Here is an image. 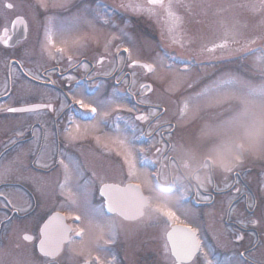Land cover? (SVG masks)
<instances>
[{
    "label": "rangeland",
    "instance_id": "obj_1",
    "mask_svg": "<svg viewBox=\"0 0 264 264\" xmlns=\"http://www.w3.org/2000/svg\"><path fill=\"white\" fill-rule=\"evenodd\" d=\"M5 1H9L13 5L11 14L22 15L26 19L28 22V33L26 38L19 42L15 49H5L0 45V95L7 87L6 61L9 54H14L16 56V53L21 52L22 55L20 58L23 60L22 62L25 67H41L42 69L45 67V64L43 61H40V58L44 60L47 59V51L50 49L51 45L61 46L65 50L73 52L72 54H76V56H78V53L81 51L87 52L90 55L95 50L103 55L109 56L110 62L103 65L99 70L102 74H104V72L109 74L113 71V67L117 60L121 62L123 59L122 54L127 53L124 50L128 49L129 57L149 62L154 67V71L148 76L150 80L147 78L148 81L153 84V92L148 97L143 96L141 100L145 103L149 101L154 102L156 105L159 104L158 111L161 113L168 111L163 114L162 118H167L172 114V118L179 119H171L178 127H183L179 132V136H177L178 139L182 140L185 138L184 140H186V142L183 144L187 145L189 141H191L192 145L195 146V140H201L202 142L207 135L212 138L214 134H217L215 140L222 139V144H224L226 138L224 134L219 131L220 126L224 121L231 119L242 111L244 107L242 102L244 94L240 91L238 85L232 81L231 77H239L254 86L264 83V51H261L264 45L240 58H235L233 55V57H230L231 61L224 62L223 64L212 63L213 65H198L184 58L183 60L176 58L177 51L184 55H187V51L181 46L176 48L173 47L172 43L166 41L162 37H159L157 40L151 38L156 34V31L153 30L150 25L146 31L142 30L143 27L137 22L139 20H129L128 17L131 19L133 16L127 13L122 17L116 15L113 7L108 5L104 0H100L99 4H97L95 0H45V3L48 5L47 8L40 6V0H0V17L3 22L4 19L7 18L6 12H10V10L4 6ZM190 3H192L190 0H186L185 5L188 6ZM194 3L191 9H186L188 12L187 14L193 15V19L186 21L182 28L174 26L173 22H171L172 29L170 28L168 36L170 40L174 38L176 42L185 43L187 46H189V43L195 44V48H201L202 53L204 47L212 40L217 41L223 39L224 37L217 38V36L221 34L235 36L237 38L244 37L251 26V28L256 31L254 34L259 33L263 35L261 29L264 16L257 12L251 17L250 10L236 7V5L248 3V0H194ZM222 3L225 4V7L226 3L228 6L225 8ZM210 5H218L216 9H221V7L225 9L215 10L211 13L212 15L208 14L207 11V15L199 16L202 9L204 10V7ZM103 7H105L106 10H103ZM176 7L179 9L178 6ZM181 8L183 9V6ZM172 10L174 9L172 8ZM195 12H197V14ZM105 20H107V23H104ZM181 30H183L185 34L182 33ZM46 33L51 35L54 43H48ZM186 34H191L189 37H193V40L190 41ZM108 41L111 43L108 52H105V44ZM193 41H195V43ZM167 44H169L171 48H167L169 50H162L161 47L166 49ZM114 48L116 51L119 49L118 52H121L117 59L112 51ZM65 55L66 54L62 55V57L65 58ZM89 77H92V74H89ZM25 84H27L25 80H13V88L19 87V89H22ZM43 89L49 90L42 86V94L44 93ZM120 89H122L121 86ZM201 93L202 95H199ZM113 95L112 90L106 87L104 89V85H99L97 91L94 94H90L88 99L92 100L94 98L93 101L99 103V111L104 114L105 112L111 111L112 104L107 108H102L100 106L101 101L112 98L113 100L120 99L124 102L125 97L121 96L120 98H115ZM227 97L231 98L227 99L226 103L217 104L215 102L217 98ZM11 99L12 98L7 102L1 101L0 107L5 108L7 104L11 103ZM17 100L18 96H15L14 101L16 102ZM116 103L117 101L115 100L114 104ZM259 104L260 101L257 100L255 104L249 106L250 110L259 112ZM185 105H187V109H185ZM116 107V110H126L127 108L124 103L116 105ZM205 108H207V111ZM153 111H155V109L148 110V114L152 116L151 113ZM178 111H183L181 112L182 114L180 113L181 116H178ZM1 112L2 111H0V148L4 147V151L7 152L16 144L9 143L11 139H15L12 137L11 133V130L12 132L14 131V127L10 126L7 129L6 126L12 124V118L3 117ZM207 113L211 114L213 118L208 116ZM20 117L23 119L25 115H21ZM209 120H211V123H208L210 125L207 126L204 121L208 122ZM79 125L82 127V123H79ZM113 132L115 135L109 133L103 135L104 139L109 142L102 150L103 156L99 155L100 163H103L104 170L102 173L99 172L96 180L90 181V187L102 181L103 178L106 181H112L109 180L112 176H107V174H109V165H112L114 171H117L119 174L117 176L121 175L123 176L121 178L125 176L128 178V166L124 162L123 157L117 155V150L123 152L124 148L116 143V141H124L125 136L120 129H115ZM220 134H222V136H219ZM231 135L234 140L242 139L240 133H232ZM210 140L212 141L210 146L217 145V149L214 150L216 153V150H218L222 144L218 146L220 141L216 144L215 140V142L212 139ZM206 141H208V139ZM244 143L247 145V141H244ZM189 145L191 144L189 143ZM175 146H178V144H175ZM188 146L185 147L184 145L181 148H173L172 151L177 154L178 151L183 150V153L187 152L189 154L188 158L192 156L195 162L196 156H194V154L196 152L191 151ZM129 149H131L132 156L136 163L139 175L138 179L142 183L145 184L150 176V172L155 170L161 183L174 182L183 187L181 190L179 189L169 196L151 195L149 207L153 209L157 208V212L160 215L161 213L158 209H171L178 217V219L174 221L188 223L193 228L197 229L198 235L204 240L202 244L206 245L204 251L209 255L211 244L204 239V236L206 234V229L208 227L214 229L216 222L213 224L211 223L212 220H215L214 217L212 220L209 217L210 208L196 206L195 197L189 194L190 191L193 193L195 192V180L182 172V170H185V167L181 164L182 159L178 158L177 160L175 157L176 155L171 154L169 157L173 158L171 161H166L165 166L160 164V166L156 167L151 163H144L142 159V157H145V153L149 152L150 146L137 144ZM39 150H41L40 156L37 159L39 160V164L44 161V164L50 165V167L44 169V174L40 173L37 167L38 163L31 161L25 164L26 155H28V153H26L27 151H23L22 148L20 150L15 149V155L9 157L5 155L0 156V158H2L0 159V164L8 166L11 161L19 158L23 161V165H12V171L4 178L0 179V183L14 173L15 177L20 179L25 189L33 188L42 190V194L45 197L44 201H42L43 206L48 210L52 207L56 208L57 206V209H62L68 214L78 213L81 216V220L76 226L83 230L81 241L90 242L93 239L101 237L102 234L106 236L108 228L104 221H102L94 211L90 210L79 201L78 196L82 194V191L88 188L86 185L80 187L79 185H75V183L82 178L80 173L87 170V168L75 161V165H73L76 172V174H74L75 182H69L68 174L64 167L60 170H55V166L59 164V161L61 159L64 160L66 152L47 144H39L37 146V156ZM90 151L92 150H89V152ZM205 151H203V153ZM0 154H2V150ZM180 156L182 157V155ZM64 164L69 166V168L71 167L70 160L69 165L66 160ZM90 167L93 170L96 169L95 165L91 166L90 164ZM49 168L53 169L49 171ZM248 168H250L248 173L243 174V170ZM27 173L28 178L26 179ZM240 175H242L249 186L256 191H260H258L260 196L264 194L262 193V189H264V130H262L257 137L253 152L250 154L246 153L243 157V163L237 165L234 169V177L238 178ZM30 176H36L35 178H38L39 181H30ZM122 180L123 179H119L118 181L121 183ZM191 180H193L194 184L191 183ZM39 182L42 185H40ZM61 185H63V188H61ZM13 193H17V191L11 192L7 198L11 201L10 206H12V208H18L17 206H20L23 201L18 195H12ZM30 194L33 196V192H30ZM38 195L39 193L37 191L36 198H39ZM23 196L26 195L23 194ZM66 196L72 197L71 200L66 201ZM60 199L63 202H67V204L63 205ZM259 199L262 201V204H264V197H259ZM0 204H2L1 200ZM13 205L15 207H13ZM43 214L46 213L41 211L37 216V220H40ZM1 218H3L2 213H0V219ZM164 220H166V218H164ZM31 222L32 220L27 219V226ZM153 223L156 224L157 220H153ZM18 227L19 226H14L12 228L14 231L13 235L17 233ZM129 235L130 233L123 236L125 242L126 237ZM12 246V244H9L8 248L10 249ZM5 247H7V245H4L1 252H4ZM21 251H19L18 254ZM153 251L155 252V249ZM145 252L142 243L137 250L133 251L138 258L143 257ZM11 264H13V262Z\"/></svg>",
    "mask_w": 264,
    "mask_h": 264
},
{
    "label": "flooded vegetation",
    "instance_id": "obj_2",
    "mask_svg": "<svg viewBox=\"0 0 264 264\" xmlns=\"http://www.w3.org/2000/svg\"><path fill=\"white\" fill-rule=\"evenodd\" d=\"M6 15L7 18L4 19V22L0 17V32L3 29L9 28L11 20L15 16H12L10 12H6ZM8 16H10V18ZM84 53L85 52L81 51V55L76 56V59H74L75 57L73 56H68L66 60L60 58V56L55 53L52 56L53 59H51V65L49 67H46L43 70L34 69L33 71H30L31 73L40 75L42 78L46 79L43 81L41 79L33 80L31 75H28L30 81H32L35 86H38V88H36V91L34 92L32 102H51L53 108L57 110H42L38 113H31L36 114L33 116V124L31 125L30 129L24 130L25 133L30 132L31 135L23 138L22 140H19L17 143L28 144V147H33V149H37V146L39 144H47L60 149H69L71 150V156L69 155L70 160L76 161L86 168H88L90 164L91 166L95 165V170L98 171L97 173H92V178H95V176L98 175L99 172L102 173V169L100 170L97 167L99 165L97 157L79 156L86 155L87 150L89 149H100L105 147L106 141L103 137L105 132L99 125V117L95 116L92 120L85 122V124L82 125L80 132L77 133L75 131L73 122H75V124H78L79 120L77 116L71 113L69 108L71 105H76L80 108V105L76 103L75 100L83 99L84 94L86 93V88H88L86 87L87 81H89L90 79H94L99 83L101 80L107 81L109 80V78H113L117 74V72H115L114 69L110 76H104L103 74H100L99 70L101 69V67L104 64L109 63L110 61L106 60L105 62H103V64H99L96 60L99 57L98 53L94 52L93 54H91L92 56L88 54L85 55ZM69 57H71V61L69 60ZM83 64L88 65L87 69L82 66ZM17 65H19V62ZM130 68L131 67H129V62H126L122 67V69L124 70V74L121 78H119V81L125 80L129 86L137 81V77L132 76ZM17 70H19L17 71L18 75L25 76V72L23 71V74L19 66H17ZM92 71L95 72L94 76H86ZM68 77H71V79H68ZM52 81H55V83H52ZM113 83L114 85L117 84L116 81H113ZM6 85L8 98L11 95L13 87L10 81H7ZM42 85L49 88V90L43 94L40 92L39 88V86ZM140 88L142 87L140 86ZM129 90L132 89L129 87ZM14 94H17L20 100L25 101L26 96L24 90H21L19 89V87H17ZM74 94L75 99H73ZM130 100V107L136 110L139 105L142 106V108L143 106H145V104L138 102L136 94H130ZM26 103H15L13 106L21 104L23 105ZM61 103H65V107L62 110H60ZM136 114L137 112H134L131 113L130 116L135 119ZM148 117L149 119L147 121H140L142 124H144L141 131L143 135L148 138V143L153 144V147L156 150L161 148L170 149L172 145L176 143V141L171 140L173 131L170 130V122L168 120H158L159 116L157 115ZM128 119H130L129 116H127L125 119L127 123ZM135 121L137 122V120ZM66 123H68V125ZM117 123L120 124L121 122L116 121V124ZM17 126L19 128L22 125ZM24 127L25 126L23 124L22 128ZM68 129H72L73 133L81 138L70 140L67 136ZM33 132L35 134H32ZM137 133L138 132L136 128H134L133 132H129L126 129V140H124V142L135 143ZM97 137H99V142H97ZM38 158L31 161L36 162ZM205 164H208L209 166L206 167L203 172L202 167L198 168L197 174H199V178L200 176L201 178H203L201 179L202 181H206L208 177H210L212 180L213 187L210 188L207 192V194L211 197L209 202H211L215 207L213 212L215 213L214 219L216 222V226L212 239L215 241V243L226 241V243L231 242V244H236L235 248L240 249L239 254L241 252L247 254L248 252L252 251L253 253L264 255V227L258 228L257 226L255 228H252L250 226L248 228H244L241 224L237 223L238 220L245 217L254 218L253 216H251L252 212L247 207L249 194L247 193L246 189H242L239 193L235 191V187L225 189L223 184L225 177H227L228 184L234 185V180L231 176L232 173L223 172L218 164L212 165L211 161L207 160V157L203 159V165ZM35 177L36 176H30L29 179H31V181L38 180V178ZM217 182H219V188L214 187ZM242 184L244 185V181H242ZM12 189H17L20 193H23L26 196H32L30 192H33L31 201L35 206H40L39 202H41V200L38 201V199L36 198L37 191L40 198L44 197V195L42 194V190L33 188L25 189L21 182H18L16 184L10 183L8 190ZM201 192L205 194L203 190H201ZM87 194L88 195H86V202L88 203L89 208L96 213L95 209L101 207V204L99 203L100 195L98 194V189L97 191H89L87 192ZM230 201L233 202L232 212H229L228 209V202ZM158 214L159 213L157 212V214L155 215L156 219L160 218L161 222H164V217L162 215L159 216ZM97 216L99 217L100 215L97 214ZM234 216H236L237 221H234ZM142 218L135 222L136 225L134 228V237L144 245L146 251L145 254H147L148 257L140 258L139 260L129 259L127 258L128 255L133 256L136 254H123L120 247L117 248V251L115 253H106L103 242L100 241V239H96V242L80 241L72 244L69 252L56 257L53 264H97V261L95 259L97 256L101 258L100 264H169L170 253L168 251L169 249L165 248L166 240L164 238L162 228L159 226L155 231L147 230L144 225L147 221H142ZM117 219L119 218L117 217L112 220L117 221ZM120 222L125 223L122 220H120ZM9 224L10 222L8 221L0 222V227L4 226L5 229L7 228L6 237L0 236V241L9 244L11 240L15 241L18 238L19 240H21L19 242L22 243V245L25 247L27 246V244H35L38 240L39 224H35L33 227L29 228L28 233L33 237L31 241H25L22 236H20V238L18 236L17 238L12 237ZM125 224L131 226L133 225V223ZM237 232L243 234V240H235L234 233ZM254 236L257 237V240L259 242L261 241L260 244L249 242V239L253 238ZM154 248L156 249V252H152ZM6 250H8V248ZM33 259L37 262V264H47L46 258L42 257L38 253H24L23 258H16V255L9 251L0 252V260L3 261V264H11L14 260L26 261Z\"/></svg>",
    "mask_w": 264,
    "mask_h": 264
},
{
    "label": "snow or ice",
    "instance_id": "obj_3",
    "mask_svg": "<svg viewBox=\"0 0 264 264\" xmlns=\"http://www.w3.org/2000/svg\"><path fill=\"white\" fill-rule=\"evenodd\" d=\"M149 5H159L161 8H165L170 16L174 19L179 20V17L175 16L172 12L173 3L172 0H167V4L165 0H149ZM40 6L47 8V3L45 0H40ZM7 8H12V4H7ZM123 7V5H122ZM189 9L191 5L186 6ZM236 7L247 8L248 10L252 11L253 13H264V0H249L248 3L236 5ZM151 11V9H149ZM19 23L23 24L25 28H27L26 21L23 19L18 20ZM15 23V22H14ZM107 23V20L104 21ZM46 39L48 43H54L52 40L51 35L46 33ZM173 42H176L173 38ZM254 42V41H253ZM0 43L8 46L10 44V38L8 36L7 29L4 30L3 35H0ZM110 41L106 42L105 44V52H108ZM47 46V45H45ZM229 47L227 41L224 43L215 45L212 48L206 49L209 52H215L217 48L220 49H227ZM59 52H64V48L58 49ZM119 49H117V52ZM125 52H129L128 49L124 50ZM264 51V48L261 49ZM71 61V57H69ZM103 59H99L97 63L103 64ZM18 64V62H16ZM139 63V62H136ZM21 69L23 68L22 64L18 65ZM85 69H87L88 65H82ZM135 66V64L133 65ZM141 67H144L149 72L154 71V67L149 64H141ZM13 64H9V68L11 69ZM26 75H31L33 80H40L42 77L37 74H33L31 72L25 73ZM71 79V77H68ZM232 81L236 83L243 92V104L244 107L242 111L239 112L238 115L232 117L229 120L223 122L220 126L219 131H221L225 136V143L220 146L218 150H216L215 155H209L207 157L208 161H211L212 165H217L223 170L225 173H232L237 165L243 163V157L246 153H252L255 147V142L257 141V137L264 130V83H261L258 86L251 85L247 81L242 80L239 77H231ZM55 83V81H52ZM119 83V81H117ZM146 87V85L141 86ZM199 95H202L199 94ZM227 98H217L215 101L217 104L226 103ZM73 99H75V94L73 95ZM259 100V112L251 111L250 105L255 104V102ZM76 103L80 105L81 108H87L90 110L92 114L97 113V108L93 107L90 103H86L85 100L79 99L75 100ZM115 101L112 98H107L100 102V106L102 108H107ZM65 107V103H61L60 110ZM185 109H187V105H185ZM42 110H51L56 111L57 109L53 108L51 103H40V104H31L28 106H21V107H7L3 108L0 107V111H6L8 113H38ZM153 116H156V112L153 111L151 113ZM104 115H108L107 112ZM140 121H147L149 119L148 115H140L137 117ZM75 131L77 133L80 132L81 125L75 124L73 122ZM232 133H240L242 135V139L234 140ZM25 135L24 129L19 127L15 130V136L17 138L23 137ZM67 136L70 140H76L81 137L75 135L72 129H68ZM97 142H99V137L96 138ZM244 141H247V145H245ZM17 141L16 139H11L9 143L15 144ZM116 143L120 144L124 151L120 152L117 150V155L123 157L124 162L128 166L127 176L129 180L138 179L139 175L136 168L135 160L132 156V151L129 149L124 141H116ZM162 149H157V151H161ZM2 159V158H0ZM39 164V160L36 161ZM20 164L23 165V161L17 158L14 161H11L8 166H3L0 164V179L4 178L12 171V165ZM60 165H63L65 171L67 172V165L64 164V160L61 159L59 161ZM42 167H50L49 164H40ZM208 164H205V167H208ZM199 180V178H197ZM207 183H212L210 177L207 178ZM224 188H232L235 185H230L227 182V177H225L224 181ZM197 195L200 194V190L203 189L204 195L203 199L205 201L210 200V195L207 194L208 190L206 187L205 180L198 182L196 185ZM215 188H219V185H214ZM63 188V185H61ZM102 195L105 197V203L98 209H95L96 213L100 216H106L111 219L119 218L120 220L124 221L125 223H135L139 219V213L137 209L143 207V197L140 194V186L138 184H133L131 182L127 183L123 187L119 184H104L102 188ZM235 191L239 193L241 189L239 187H235ZM262 193H264V189H262ZM0 199L4 200V207H8L11 205V201L8 200L2 192H0ZM250 203L247 205L248 209L252 212V216L255 217V209L259 207L261 216L260 218H242L237 221V223L241 224L242 227L248 228L252 227L255 228L260 224V220L264 219V204L260 203L255 196L249 197ZM13 207H15L13 205ZM228 209L229 212L233 211V202H228ZM17 211H26L24 208H17ZM161 215L166 218L167 221H174L177 220L178 217L176 216L175 212L168 208L158 209ZM75 220H79L80 217L76 216L73 217ZM65 217L57 213L56 215L50 217L42 226L41 233L45 237L42 239L39 244V253L42 257L46 258L47 264H53L55 257L62 251V247L64 243L75 244L76 240L75 236L83 237V230L82 229H73L67 223H65ZM247 221V222H245ZM50 229L55 230V242L50 244L48 237L50 233ZM108 232L109 238L112 241L123 232V228L121 225L117 223H109L108 224ZM235 240L241 241L244 239L243 234L237 232L234 233ZM23 239L25 241H31L33 237L31 235H24ZM167 239L171 242V246L169 251L171 255L174 257L173 264H213L212 260L208 259V253L204 251L206 245H203L197 229L192 228L190 226L185 227H172L171 232L168 233ZM165 248H168V245H165ZM251 254V253H249ZM240 259L237 260V264H252V261H249L248 258L245 256L243 252L239 254ZM97 264H100L101 258L97 256L96 258ZM0 264H3V261L0 260ZM13 264H37V262L33 260H26L20 261L15 260Z\"/></svg>",
    "mask_w": 264,
    "mask_h": 264
},
{
    "label": "water",
    "instance_id": "obj_4",
    "mask_svg": "<svg viewBox=\"0 0 264 264\" xmlns=\"http://www.w3.org/2000/svg\"><path fill=\"white\" fill-rule=\"evenodd\" d=\"M19 19H23L22 17H16L15 19H14V21H13V24H12V34L11 35H9V38H10V44L8 45V46H12V45H14L15 43H16V41H18V40H21V39H23V38H25V36H26V31H27V28H25V26L23 25V24H21V23H19L18 22V20ZM24 20V19H23ZM15 22V23H14ZM4 33V32H3ZM3 33H2V35H3ZM147 70V69H146ZM103 188V187H102ZM52 216H54V215H51L50 217H52ZM49 217V218H50ZM48 218V219H49ZM47 219V220H48ZM46 220V221H47ZM175 227H179V226H175ZM180 227H182V226H180ZM51 231H52V233H49V237H48V240H49V238L50 237H53L54 238V240H53V242H50L49 241V243L50 244H52V243H54L55 242V230L54 229H50ZM169 232H171V229L169 230ZM168 232V233H169ZM168 233H167V236H168ZM44 237V236H43ZM44 239H45V237H44ZM169 241V240H168ZM169 243H170V246H171V242L169 241ZM40 244V243H39ZM39 244H38V247H39Z\"/></svg>",
    "mask_w": 264,
    "mask_h": 264
}]
</instances>
